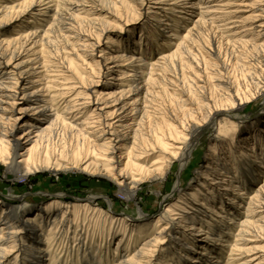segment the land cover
<instances>
[{
    "label": "bare ground",
    "instance_id": "bare-ground-1",
    "mask_svg": "<svg viewBox=\"0 0 264 264\" xmlns=\"http://www.w3.org/2000/svg\"><path fill=\"white\" fill-rule=\"evenodd\" d=\"M113 6L0 0L7 179L77 172L111 180L131 199L175 168L180 181L188 178L201 137L213 131L206 165L188 187H173L159 216L138 226L94 205V196L69 205L51 194L48 203L21 208L7 202L22 199L13 190L0 193V264H153L157 251L158 264H264V103L254 117L241 115L264 99V0ZM118 8L141 11L139 40L112 38L123 20ZM161 35L172 52L157 50ZM150 225V238L133 253L117 252Z\"/></svg>",
    "mask_w": 264,
    "mask_h": 264
},
{
    "label": "rangeland",
    "instance_id": "rangeland-1",
    "mask_svg": "<svg viewBox=\"0 0 264 264\" xmlns=\"http://www.w3.org/2000/svg\"><path fill=\"white\" fill-rule=\"evenodd\" d=\"M85 1H87L88 3H94L98 9L102 7L106 10L114 9L113 2H115V0ZM137 7L140 9L139 4L137 5ZM138 8L136 9V11H138L139 14H127L125 13L126 10L122 8H118L115 11V13L117 12V15H119L118 17L123 20L118 23L119 25L116 26L115 24L116 27L114 29L115 31L112 35V38L118 40L124 45L130 35H135V39L137 40L141 38L143 28L142 25L144 22L141 19V11ZM240 11H242L241 14L249 15V13H245L247 12L245 8H241ZM16 15V13H13L11 17H15ZM19 24L20 22H16L7 28V37L12 35L14 28H16V26H18ZM206 35L207 34H204L202 37L206 38ZM161 36V39L157 41V50L160 53H166L168 51L172 52L173 49L172 47H169L167 39H165V35ZM141 43L142 44L140 45L144 44V42ZM263 103L264 99L260 98L258 101H255L254 103L248 105L241 113L242 117H254L257 113L260 112ZM213 134V131H208L201 137L198 147L195 151L194 158L192 159V163L189 167L190 169L188 168V178L180 181L179 170L175 168V170L172 172L165 183L145 182L140 186L139 190H137L136 194L131 199L127 198L125 194L120 193L113 182L104 177L90 176L77 172H72L69 174L62 173L60 175H53L48 172H42L31 176L29 179L15 180L14 178H12L13 176H9V178L7 179L6 170L1 165L0 193H5L7 191L13 190V193L17 197H22V199H7V202L14 205L15 207L21 205V208L23 207V205H26L27 207L35 205L41 206L42 204L48 203L49 199L51 198V194H61L60 200L69 205H74L79 200H84L88 197L94 196V205L100 207L102 210L106 211L112 209L117 212L116 214L118 217L125 218L126 221L129 222H134L137 226L143 225L145 223H149L151 220H153L154 217L159 216L162 209H165L169 205L170 201L172 200L170 197V193L176 184H179L180 182L181 187H188L189 184L194 180V176H197L199 170L204 168V166L206 165L205 153L209 146V140L213 136ZM142 215L144 216L141 217ZM151 227L152 226L150 225V229ZM153 229H151L149 231V234H147L146 236V232L141 233L136 231V234H134L131 239L129 238L123 245V248L119 249L117 252L129 249V251L133 253L148 238H150L149 236L153 232ZM119 239L120 235L111 240L109 246V254H107L109 257H112V254L114 256V252L117 249ZM100 240V238L97 239L96 243H100ZM129 242H131L130 246L127 247ZM164 247L167 248V245H165ZM161 253L162 252L157 251L156 255L153 258V264H158L160 262V259L162 258ZM177 256L178 254L176 255V258H178ZM172 257L175 258V255H173ZM181 260L186 264L185 259ZM73 264H76V260L73 261Z\"/></svg>",
    "mask_w": 264,
    "mask_h": 264
}]
</instances>
